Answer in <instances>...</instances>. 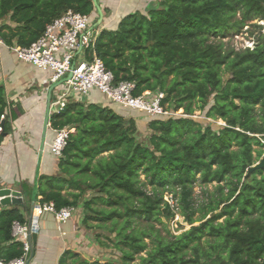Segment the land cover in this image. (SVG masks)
Masks as SVG:
<instances>
[{"label":"trees","instance_id":"16d2710c","mask_svg":"<svg viewBox=\"0 0 264 264\" xmlns=\"http://www.w3.org/2000/svg\"><path fill=\"white\" fill-rule=\"evenodd\" d=\"M68 10L88 15L95 7L92 0H0V40L27 47ZM142 10L100 29L87 57L95 54L115 85L134 82V95L161 91L162 106L183 112L142 113L139 121L109 100H71L51 114L52 129L74 131L58 177L40 176L37 191L56 209L74 207L94 245L89 258L66 250L59 264H264V168L247 173L264 154V35L239 50L222 41L245 22L264 20V0H154ZM6 110L0 85V116ZM196 110L224 125L194 117ZM0 126L9 127L6 117ZM212 182L215 192L195 205V184ZM167 195L188 230L170 231ZM14 220L25 222L16 209L1 211L0 244L11 241ZM23 252L12 242L0 246V259Z\"/></svg>","mask_w":264,"mask_h":264},{"label":"crops","instance_id":"0c3cea01","mask_svg":"<svg viewBox=\"0 0 264 264\" xmlns=\"http://www.w3.org/2000/svg\"><path fill=\"white\" fill-rule=\"evenodd\" d=\"M98 2L103 8L108 10L113 8V12L98 27L95 26L96 21H94L92 26L95 30L98 28L97 32L102 28L112 27L117 19L133 12L131 9L127 12H117L116 6L112 5L113 0H98ZM49 77L48 70L18 59L5 44H0V85L4 89L7 103V110L3 115L8 119L9 124L7 129L0 131V187L7 186L18 190L23 187L25 190L23 204L0 205V213L13 208L25 219L24 223L17 220L12 222L11 241L2 243L0 246L10 245L12 242L22 243L25 240L22 235L14 232L13 223L26 225V209L31 200L37 204L43 203L42 195H39L37 191L40 176L58 177L59 157L52 151L49 152L47 145L51 144L55 136V129L51 128L49 122L51 114H54L51 113V104L57 98L63 84L51 91L48 121L45 135H43L48 90L55 84L44 82ZM92 97L95 98L90 99L88 95L84 98L87 102L103 105L108 103L104 95L96 93ZM73 99L68 98L66 104ZM127 114H133L139 121L144 120L145 117L141 112L129 111ZM73 131L74 129L71 128V133ZM55 181L58 179L56 178ZM65 191L66 189L62 192ZM76 211L63 223L58 222L50 212L37 215L39 230L33 258L29 264H59L66 250L80 253L84 258L92 255L94 245L91 242V233L82 227L80 224L82 216ZM66 262L70 263L71 260L67 259Z\"/></svg>","mask_w":264,"mask_h":264},{"label":"built area","instance_id":"2783aa9c","mask_svg":"<svg viewBox=\"0 0 264 264\" xmlns=\"http://www.w3.org/2000/svg\"><path fill=\"white\" fill-rule=\"evenodd\" d=\"M97 34L88 15L68 10L48 23L43 33L27 47L18 45L7 47L18 59L48 70L50 77L44 80L45 83H56L65 79L71 72V77L62 83L63 87L51 104V113L60 112L68 98L82 100L91 89L98 90L107 100L115 104L141 112L148 117L182 113H172L161 105L164 96L161 91L147 90L134 95V82L121 81L115 85L112 73L105 68L102 61L95 54L91 59L87 57V52L94 49ZM0 44L4 43L0 40ZM0 119H4L3 114ZM0 131H2L1 126ZM70 133L71 129L65 127L55 130L51 143V151L55 156L62 155ZM166 200L172 209L176 207L171 195H168ZM34 212L36 215L50 212L58 222L63 223L75 212V208L67 206L56 209L54 203L49 201L40 203ZM13 230L24 237L25 240L22 242L24 252L9 261L0 259V264H23L26 259L28 252L26 225L14 222Z\"/></svg>","mask_w":264,"mask_h":264},{"label":"rangeland","instance_id":"374dc122","mask_svg":"<svg viewBox=\"0 0 264 264\" xmlns=\"http://www.w3.org/2000/svg\"><path fill=\"white\" fill-rule=\"evenodd\" d=\"M134 1L135 0H113L112 5L116 6L115 8L117 9V12H123V11L127 12L130 9L133 11L142 10V9H144V7L147 4L151 3L154 0H138L137 2H134ZM144 4H146V5L143 6ZM109 10H110V12H106V14L103 12L102 23H103L104 19H106L110 15V13L113 12V8H110ZM98 17H99V15H98L96 10H94L92 13L88 14L89 21L92 24H94V21L97 20ZM236 17L237 18L240 17L239 13H237ZM261 34L264 35V20L253 19L251 21L245 22V25L242 26L241 28H239L237 30L233 29L230 32H228L227 35H225V37L222 38V41L224 42L225 47L228 46L230 48H234L235 50L244 49L246 47L252 48L254 46L255 41H257V38ZM225 77L226 76H224L223 78H225ZM96 93L102 95L96 89H91L87 95L91 99V98H95V97H92V95H96ZM84 101H86V98H84ZM134 112L138 113V111H134ZM177 112L181 113V112H183V110L178 109ZM199 114H200L199 111L196 110L194 112L193 116L197 117V118H202L201 120L205 119L204 121L210 122L213 125V127H218L220 125H224V122H222L221 120H214L211 118H203ZM50 143H52V142H50ZM256 148H258V147H256ZM47 149L49 152L51 151V144L47 145ZM263 151H264V147H263ZM254 155H255V153H254ZM140 177L143 178V175H141ZM216 186H217L216 182H212V183H209L206 185L195 184V186L193 187L194 204L196 205V204H201L203 202H206L207 199L209 198V194L215 192ZM147 189L149 190L150 187H147ZM167 197H168V195L165 197V199ZM175 205H176V203H175ZM173 211L175 212V215L170 222H167L165 219H162V221L165 220L168 223L169 229L173 234H179L183 231L188 230L191 225L188 224L184 220V218L179 214V209H178L177 205L173 209ZM198 216H199V213H195L194 217H198ZM198 224H199V222H195L192 225H198ZM157 226L160 227L161 225L157 224ZM91 238H92V233H91Z\"/></svg>","mask_w":264,"mask_h":264},{"label":"water","instance_id":"95a60500","mask_svg":"<svg viewBox=\"0 0 264 264\" xmlns=\"http://www.w3.org/2000/svg\"><path fill=\"white\" fill-rule=\"evenodd\" d=\"M92 1H93L95 10L97 11L99 15L98 19L96 20L95 26H99L102 22L103 11H102L100 4L98 3V0H92ZM70 77H71V72L67 74V77L65 79H61L57 83L51 85L48 90L47 113L44 119L43 135H45L47 121H48V109L50 106L51 91L53 88L62 84L66 79ZM1 124H3V122H1ZM262 143L264 144V139L262 140ZM261 168H264V155H262L259 161H257L255 164H253L247 169V173L250 174L252 171L256 169H261ZM24 193H25V190L23 187H20L18 190L12 187L2 186L0 187V205L1 206H11V205L23 204L24 195H25ZM38 206L39 204L35 203L34 200H31L28 209H26V218H27L26 241L28 245V254L23 264H29L33 258L34 248L36 245V239H37V234L39 230V226L37 225L38 216L35 214L34 209Z\"/></svg>","mask_w":264,"mask_h":264}]
</instances>
